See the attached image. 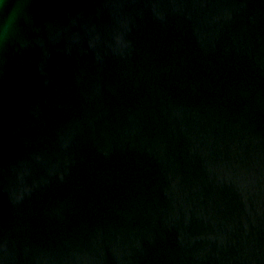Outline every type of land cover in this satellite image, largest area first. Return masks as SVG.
I'll use <instances>...</instances> for the list:
<instances>
[{"label": "water", "instance_id": "obj_1", "mask_svg": "<svg viewBox=\"0 0 264 264\" xmlns=\"http://www.w3.org/2000/svg\"><path fill=\"white\" fill-rule=\"evenodd\" d=\"M0 264H264V0H0Z\"/></svg>", "mask_w": 264, "mask_h": 264}]
</instances>
